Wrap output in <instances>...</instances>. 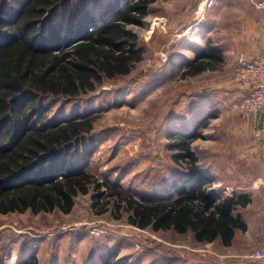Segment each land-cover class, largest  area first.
<instances>
[{"label":"rangeland","instance_id":"1","mask_svg":"<svg viewBox=\"0 0 264 264\" xmlns=\"http://www.w3.org/2000/svg\"><path fill=\"white\" fill-rule=\"evenodd\" d=\"M100 2L103 9L108 0ZM130 29L142 59L127 76L78 99L45 100L37 120L94 118L87 170L136 196L171 182V134L195 135L191 147L212 189L221 197L250 194L251 203L238 208L247 230L228 248L200 244L190 234L140 229L110 204L101 213L105 206H93L89 192L75 197L67 213L0 214V264H101L106 251L116 264L249 263L225 255L264 244V118L241 108L244 92L234 79L239 53L257 45L254 32L264 34V0H156L143 25ZM208 46L221 59L184 75Z\"/></svg>","mask_w":264,"mask_h":264},{"label":"trees","instance_id":"2","mask_svg":"<svg viewBox=\"0 0 264 264\" xmlns=\"http://www.w3.org/2000/svg\"><path fill=\"white\" fill-rule=\"evenodd\" d=\"M155 1L108 0L102 9L100 0H0V214L67 213L90 192L93 206H105L101 213L110 204L131 225L190 234L200 244L229 247L247 230L238 208L251 203L250 194L221 197L212 189L191 147L195 135L171 134V182L136 196L87 170L94 118L37 120L45 100L78 99L131 72L142 49L130 26H142ZM217 59L208 46L183 74ZM114 260V252L100 256L101 264Z\"/></svg>","mask_w":264,"mask_h":264},{"label":"built area","instance_id":"3","mask_svg":"<svg viewBox=\"0 0 264 264\" xmlns=\"http://www.w3.org/2000/svg\"><path fill=\"white\" fill-rule=\"evenodd\" d=\"M234 79L244 92L241 108L248 114H260L264 118V49L254 57L239 56ZM245 257L264 264V244Z\"/></svg>","mask_w":264,"mask_h":264},{"label":"crops","instance_id":"4","mask_svg":"<svg viewBox=\"0 0 264 264\" xmlns=\"http://www.w3.org/2000/svg\"><path fill=\"white\" fill-rule=\"evenodd\" d=\"M253 33V32H252ZM258 34H256L254 32L253 35H255V37H257L256 39V42H257V45H252L251 46V49L250 50H243L242 52H240V56H244V57H254L256 56L257 54H259L263 49H264V34L262 31H258L257 32ZM259 119H260V116H259ZM223 247V246H222ZM224 248H228V247H224ZM237 252H241V251H237ZM229 253H227L225 255V257H228V258H237V257H242V258H245L244 256L245 253H237V254H233V255H228ZM232 260V261H230ZM235 261V262H233ZM245 260H236V259H226L224 261L221 262V264H260L259 262H254V261H251V260H247L249 263H245L244 262ZM229 262V263H228Z\"/></svg>","mask_w":264,"mask_h":264},{"label":"bare ground","instance_id":"5","mask_svg":"<svg viewBox=\"0 0 264 264\" xmlns=\"http://www.w3.org/2000/svg\"><path fill=\"white\" fill-rule=\"evenodd\" d=\"M190 32H192L191 28L188 30V32H187V33H190Z\"/></svg>","mask_w":264,"mask_h":264}]
</instances>
